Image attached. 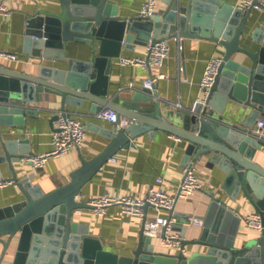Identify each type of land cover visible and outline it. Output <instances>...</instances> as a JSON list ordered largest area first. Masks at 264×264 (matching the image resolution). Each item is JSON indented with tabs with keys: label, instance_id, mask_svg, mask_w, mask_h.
<instances>
[{
	"label": "water",
	"instance_id": "95a60500",
	"mask_svg": "<svg viewBox=\"0 0 264 264\" xmlns=\"http://www.w3.org/2000/svg\"><path fill=\"white\" fill-rule=\"evenodd\" d=\"M164 2V10L145 21L121 15L116 0H57L54 13L36 12L27 18L23 53L48 62L26 71L0 63V124L27 126L29 117H38L33 103L40 93L58 96L64 114L90 103L94 112L114 109L128 124L106 127L90 122L88 128L99 131L108 144L92 158L82 155L70 180L51 190L17 175L16 163L31 154L30 138L17 132L2 138L0 165L7 163L12 169L22 201L0 208V264L11 257L12 264H264V234L243 237L237 228L241 217L228 200L218 197L208 213L199 216V229L183 239L178 252L142 231L131 254H120L106 248L78 220V210L87 206L78 195L105 162L119 149L135 145L138 136L162 130L185 140L184 165L206 160L216 166L221 188L231 199L249 200L264 220V165L256 160L264 134L254 130L264 116V16L253 6L244 8L229 0ZM172 37L205 39L224 47L205 101L186 109L145 87L111 93V74L123 48H133L134 41ZM71 49L89 54L76 58L69 56ZM246 106L253 109L242 119ZM57 118L59 112L50 121ZM189 244L196 249L187 251Z\"/></svg>",
	"mask_w": 264,
	"mask_h": 264
},
{
	"label": "crops",
	"instance_id": "0c3cea01",
	"mask_svg": "<svg viewBox=\"0 0 264 264\" xmlns=\"http://www.w3.org/2000/svg\"><path fill=\"white\" fill-rule=\"evenodd\" d=\"M120 6V14L129 18H137L145 21L147 18L138 17V13L146 0H116ZM238 4L239 0H229ZM8 11L0 13V49L12 50L23 53L24 35L27 18L36 12L42 14L54 13L59 6L57 0H7ZM164 0H157L156 12H162L166 7ZM255 13L264 16V9L255 8ZM170 57L162 66L154 65L152 70H147L139 65L123 64L120 57L114 63L111 74V93H126L125 88H144L143 81L151 73L164 72L165 77L156 82L155 90L159 98L168 103L175 104L180 108H193L196 102L204 97V91L200 86L208 59L212 55L223 56L224 47L213 41L199 38L172 37ZM149 42H135L133 48H123L122 55H144ZM87 51L77 52L69 50V56L86 58ZM39 62H31L29 57L19 60L0 59L10 67L19 70H32ZM54 62V61H53ZM49 61V63H53ZM39 114L27 119L25 127H11L0 124V153L3 151L2 138L17 132L19 136L30 138L31 153L47 151L52 147L53 133L56 129L58 118H51L60 111V100L55 94L40 93L37 102ZM230 109L231 106L227 107ZM253 107L246 106L240 114L242 119L250 114ZM71 110L83 113L80 116L87 122H95L100 126L111 127V121L98 118L90 109V103L84 107H72ZM71 114V113H70ZM75 114V113H73ZM125 118V117H124ZM260 119L264 120L261 115ZM135 145L123 147L110 158L102 168L82 188L78 199L87 204L92 197L109 194H130L138 197L145 196L154 185H161L170 193H175L179 182L183 177L186 142L179 136L168 131L155 132L152 136L147 132L136 139ZM109 140L97 130L88 128L86 137L81 147H75L67 153L50 158L43 167H36L33 163L23 158L16 163L17 175L20 179L30 178L34 182H42L46 190H51L71 178V172L81 164V156L92 158L102 151ZM256 160L264 165V147L258 151ZM191 162V161H190ZM196 174L202 186L193 191L189 196L180 198L176 205L178 221L176 228L181 233H187L185 238H190L199 229L200 223H192L189 216L196 214L205 216L215 197L228 200L234 212L241 217L237 228L243 237H260L264 230L251 227L245 220L250 212L258 210L249 200L231 199L230 195L221 188V180L216 176L217 167L209 164L206 160L193 161ZM2 177H13V172L7 163L0 165ZM162 177V182H158ZM215 192V195H213ZM22 196L15 183L0 187V208L7 205L20 203ZM147 215L150 219L160 218L166 220L171 212L167 209H157L147 206ZM79 219L87 224L90 233L101 238L104 246L120 254H131L140 240L143 229V219L136 214L123 212L119 205H111L105 214H100L87 204L78 210ZM233 222L230 223V227ZM158 245L160 241L153 239ZM162 246V245H161ZM169 251L178 252L180 249L171 246H163ZM2 244L0 243V251ZM196 249L195 245H187V251ZM12 257L4 264H12Z\"/></svg>",
	"mask_w": 264,
	"mask_h": 264
},
{
	"label": "built area",
	"instance_id": "2783aa9c",
	"mask_svg": "<svg viewBox=\"0 0 264 264\" xmlns=\"http://www.w3.org/2000/svg\"><path fill=\"white\" fill-rule=\"evenodd\" d=\"M241 7L264 9V0H239L238 4ZM157 0H146L139 13L138 17L148 18L156 13ZM8 11L7 0H0V13ZM171 44L169 39H162L155 42H150L146 54L123 55L120 56L123 64L139 65L147 70H152V66H162L167 58L170 57ZM29 57L31 62L42 61L44 58L37 57L32 54L18 53L12 50L0 49V59L19 60L22 57ZM222 62V57L212 55L207 62L203 78L200 86L204 91V97L201 99L205 101L212 85L215 82L219 71V66ZM165 77L164 72L157 74L151 73L144 81L143 86L152 91L156 88V82ZM75 113V114H73ZM73 111L64 114V111H59V118L56 129L53 133L52 147L43 152L31 153L25 157L28 161L33 163L36 167H43L46 162L52 158L67 153L75 147H81L84 138L88 132L87 122L81 117L83 113ZM98 118L106 119L119 126L128 124V119L121 117L118 112L110 107H103L94 112ZM255 131L264 134V120L260 119ZM158 182H162L163 178L158 177ZM12 177H0V187H4L15 183ZM202 186L197 174L194 163L188 162L183 170V177L179 182L178 189L175 193H170L161 185L152 186L148 193L143 197H138L130 194H109L105 193L101 196L92 197L87 200V204L92 206L94 210L100 214H105L111 205H119L123 212L128 214H136L143 219V233L152 239L160 241L162 246H171L172 248L182 249V241L185 238L181 231L176 228L178 216L176 213V205L180 198L189 196L193 191ZM147 206H152L157 209H167L171 212L166 220L150 219L147 215ZM189 221L192 223H201L202 219L193 214L189 216ZM246 222L251 226L264 230V220L261 211L256 210L250 212L245 216Z\"/></svg>",
	"mask_w": 264,
	"mask_h": 264
}]
</instances>
